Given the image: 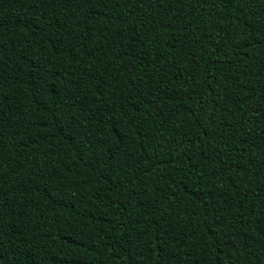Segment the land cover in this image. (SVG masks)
<instances>
[{
  "label": "trees",
  "instance_id": "obj_1",
  "mask_svg": "<svg viewBox=\"0 0 264 264\" xmlns=\"http://www.w3.org/2000/svg\"><path fill=\"white\" fill-rule=\"evenodd\" d=\"M0 264H264V0H0Z\"/></svg>",
  "mask_w": 264,
  "mask_h": 264
}]
</instances>
